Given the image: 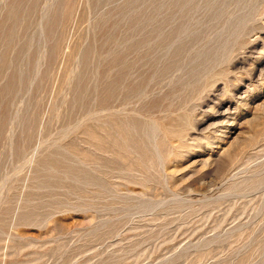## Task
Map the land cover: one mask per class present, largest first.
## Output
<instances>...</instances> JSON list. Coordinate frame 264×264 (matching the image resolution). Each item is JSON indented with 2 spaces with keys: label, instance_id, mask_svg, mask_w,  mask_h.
<instances>
[{
  "label": "rangeland",
  "instance_id": "1",
  "mask_svg": "<svg viewBox=\"0 0 264 264\" xmlns=\"http://www.w3.org/2000/svg\"><path fill=\"white\" fill-rule=\"evenodd\" d=\"M0 264H264V0H0Z\"/></svg>",
  "mask_w": 264,
  "mask_h": 264
},
{
  "label": "bare ground",
  "instance_id": "2",
  "mask_svg": "<svg viewBox=\"0 0 264 264\" xmlns=\"http://www.w3.org/2000/svg\"><path fill=\"white\" fill-rule=\"evenodd\" d=\"M185 59V58H184ZM254 72V71H253ZM251 77V76H250ZM231 86V85H230ZM247 87V86H246ZM240 97V96H239ZM216 102V101H215ZM208 109V108H207ZM222 141V140H221ZM224 142V141H223ZM231 143V142H230ZM219 148V147H218ZM227 150V149H226Z\"/></svg>",
  "mask_w": 264,
  "mask_h": 264
}]
</instances>
